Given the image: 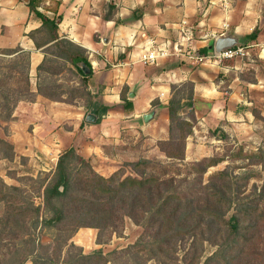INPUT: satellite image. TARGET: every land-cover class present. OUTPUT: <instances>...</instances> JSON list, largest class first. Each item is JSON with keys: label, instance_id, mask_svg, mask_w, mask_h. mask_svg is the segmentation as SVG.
<instances>
[{"label": "crops", "instance_id": "obj_1", "mask_svg": "<svg viewBox=\"0 0 264 264\" xmlns=\"http://www.w3.org/2000/svg\"><path fill=\"white\" fill-rule=\"evenodd\" d=\"M263 2L227 0L228 7H225L223 0H0V23L5 26L0 34V46H21L30 52L34 91H37V68L44 59V52L29 34L42 26L43 15L61 16L59 34L83 47L93 65L88 80L92 93L90 102L77 105L37 93L35 101H19L13 117L30 119L35 126L55 125L57 130L48 134L49 138L64 137L65 150L74 147L80 155L92 160L93 166L96 161L103 164V171L113 173L117 168L111 170V163L117 162L119 154H110L107 145H114L118 151L123 148L121 145H126L127 149L128 142L122 138L124 129L145 136L144 157H149L147 153L151 151L160 152L157 143L170 137L168 105L173 97L172 86L188 80L193 85L191 108L198 124L220 128L240 141H254L260 126L258 121L264 119V67L256 70L253 79L245 78V68L237 56L221 64L211 63L216 69L210 72L204 66L208 62L199 64L187 54L175 51L173 46L178 42L180 23L187 20L195 27L192 43L200 52L204 48L212 52L216 41L211 33L220 32L233 43L245 39L264 63ZM21 13L25 17L18 21L23 23H10L9 19L17 21ZM257 26L260 29L257 38L246 39ZM18 28H21L20 37L7 42L6 34ZM143 33L158 42L170 40L169 54L155 62L139 59L147 44ZM44 100L51 104L41 105L39 117L30 107L44 104ZM23 103L29 108L23 107L27 113L21 114L19 107ZM104 107L108 108L106 113L102 111ZM194 132H197L196 127ZM214 141L216 137L211 140ZM131 149L129 145L128 150ZM40 151L47 156V150L41 148ZM208 156L210 154L200 157ZM81 230L79 242L76 237ZM97 234L96 228L82 227L72 240L88 253L95 249Z\"/></svg>", "mask_w": 264, "mask_h": 264}, {"label": "trees", "instance_id": "obj_2", "mask_svg": "<svg viewBox=\"0 0 264 264\" xmlns=\"http://www.w3.org/2000/svg\"><path fill=\"white\" fill-rule=\"evenodd\" d=\"M107 17H110L109 13ZM59 19L61 16L50 18L43 15L42 26L29 34L38 49L42 48L44 52V59L37 68V91L33 90L31 83L30 52L21 46L0 48V56L18 57L10 64L0 67V119L5 121L12 119L19 101H35L37 93L52 100L66 101L62 94L52 91L50 87L48 90L44 86L43 71L47 70L48 61V51L45 48L48 46L71 50L68 54L61 52L59 55L70 61L87 82L85 86L88 89V102H90L92 93L89 90L88 80L92 75L93 65L83 47L61 37ZM42 31L49 33V38L44 43H40L34 34ZM259 31L257 26L251 34L246 36V39H256ZM207 50L204 48L201 52L208 54ZM82 64L88 67L89 72L83 69ZM176 86H172L173 90ZM187 105L193 106V96H190ZM168 107L170 138L162 141V144H169V148L163 145L160 147L170 158L185 159L186 139L192 133L193 126L188 120L180 117L179 110L182 104L174 97L170 100ZM107 109L104 107L103 113H106ZM94 111L99 113L98 110ZM176 119L178 120L175 123ZM176 130L186 131L182 143L177 141L179 136ZM10 153L12 150L7 147L5 141H0V155L7 156ZM224 159L206 157L196 161L195 165L199 166L200 175L195 181L198 187L192 185L191 188L182 190L176 176L147 175L143 172L140 176L121 177L118 171L111 176H104L96 171L92 160L80 155L74 147H70L59 155L54 173L41 183L44 209L52 212L50 216L45 215L42 219L39 216L40 205L21 195L23 192L21 188L9 186L0 178V202L7 201L11 207L15 208L17 201L15 197H19L20 192V196L30 202L31 209L35 213L30 219L31 230L27 232H22L24 226L21 222L18 223L20 219L18 215L25 214L22 210L8 215L16 217L17 223L12 224L9 218L3 221L5 227H9L7 233L14 243L15 240L23 239L22 242L30 244L25 252L17 251L21 254L20 258L12 255V260L17 261L16 264H25L28 259H31L34 264H107L110 259L102 249L85 253L72 238L82 227L97 228L101 233L102 230L114 226L129 215L137 223L145 222L149 230L153 231L155 240L151 245L152 253L159 250L161 254L167 255L171 245L175 243L174 239L191 237L192 245L204 239L214 241L218 246V249L208 256L203 264H209L214 260H218L219 264H234L235 259H246V264H251L254 260L257 264H264V252L250 253L245 250V247L253 244L255 240V234H250L251 231L258 229L259 232L264 224V212L259 208L263 194L254 190L247 196L249 198L244 197V191L239 186L235 187L236 180L243 176H236L227 169L217 172L206 184L201 179L209 167L217 165ZM151 164H153L151 160H140L132 163V167L138 170L142 165ZM219 179L223 181L219 182ZM231 209L234 211L227 217ZM244 219H248V224H244ZM40 224L60 230L72 225L67 237L63 238L59 234L55 237L56 241L50 245L54 249L55 258L38 254L39 248L44 247L35 236ZM76 248H80V251L75 252ZM230 249L234 250L233 254H228ZM63 250H66L67 255L61 260L60 254ZM154 253V256L157 255L156 252ZM200 262L201 257L197 252L187 260V264Z\"/></svg>", "mask_w": 264, "mask_h": 264}, {"label": "rangeland", "instance_id": "obj_3", "mask_svg": "<svg viewBox=\"0 0 264 264\" xmlns=\"http://www.w3.org/2000/svg\"><path fill=\"white\" fill-rule=\"evenodd\" d=\"M19 1L24 2L27 0ZM40 1L42 2L43 0ZM262 4H264V2ZM29 5H31L30 2ZM229 7L232 6L229 4ZM23 14L24 13L18 15L17 21L13 18L9 19L10 23H23V21H18V19L25 17ZM8 24L7 26H9ZM4 29V24L0 23V34L3 33ZM20 30L21 28H18L15 32L7 33L6 37L8 38H5V40L7 42L16 41L21 35ZM34 34L40 43L46 42L49 38V33L47 31L36 32ZM238 45L244 47V54H238L239 63L245 68L244 75H242L245 78L253 79V74L256 73L257 69L263 70L264 63L254 54V50L247 45L245 39L240 40L239 43L235 42L233 45H230V47ZM0 48L6 47L0 46ZM45 50L48 51V61L46 64L47 70L43 71L45 77L44 86H46L48 90H50V87L52 91L55 90L60 95L62 94L66 101H71L77 105L87 103L89 98L88 89L85 86L87 82L82 78V75L77 72L76 67L70 61L59 55L61 52L68 54L71 50L57 48L55 46H48ZM66 50L68 51L66 52ZM235 58L236 57L227 59ZM14 59H18V57L0 56V67L10 64ZM200 63L201 62H199V64ZM244 63L250 64L245 65ZM204 66L210 72L216 69L211 62H208V64L206 63ZM34 84L35 82H33V86ZM176 85L172 94L173 97L182 104L179 110L180 117L188 120L193 126L192 133L186 139L185 159L170 158L160 147V145H163L169 148V144L164 145L162 141L157 143L160 152L151 151L147 153L149 157H144L142 146L145 136L139 133H128L127 129H124L122 138H125L128 142L127 149H125L126 145H121L123 148L119 151L115 149L114 145H107V151L110 154L114 153L116 155V152L119 154V157L116 158L117 162L111 163L113 167L110 169L113 170L117 168L116 171H118L121 177L140 176V173L143 172H146L147 175L176 176L178 183L182 186V190H186L191 188L192 185L198 187V183H195V181L200 176L199 166H196L195 162L206 158L200 156L210 154V158H225L217 165L209 167L207 172L202 175V181L205 184L208 183L213 175L224 169L229 170L236 176L241 175L243 177L236 180L235 187L239 186L241 190L244 191V197L249 196L254 190L258 193H262L263 199L259 202V208L264 212V119L263 121H258V125L260 126L256 130V140L248 142L240 141L236 136H231L220 130V128H210L204 124H198L194 109L187 105L190 96L194 95L193 85L188 80L177 82ZM43 102L44 104L32 105L30 107L33 113L39 117L41 116V105L45 106L51 104L46 100ZM23 107L26 108L28 105L26 103L20 104L19 112L21 114L27 113V110ZM51 109L54 110L55 108ZM55 113H57L56 110ZM255 113L256 116L260 118L258 110H255ZM36 119L39 120L38 118ZM177 120L178 119L175 120V123ZM195 127L197 128V132H194ZM56 130L57 127L55 125L48 126L43 124L35 126L30 119H23L19 116L13 117L8 121L0 119V141H5L7 147L12 150V153L7 156L0 155V178L9 186H18L21 188L23 191L21 195H25L30 201L38 206L40 205L41 210L39 216L41 219L45 215L50 216L52 214V212L45 211L44 209L41 183L54 173L58 161L56 157L58 154L60 155V151H65L64 148L66 146V139L64 137L60 140H52L48 137V134ZM185 132L176 130V134L179 136L177 141L183 142L182 140ZM214 137L217 138V141L211 142ZM129 145L132 146L131 150H128ZM147 145H149V143H147ZM1 147L3 148V146ZM41 148L47 150V156L40 151ZM168 151L172 152L170 150ZM251 154L257 155L253 156ZM258 154H260V156H258ZM140 160H151L153 164L142 165L138 170H135L132 167V163ZM260 161L262 163H260ZM102 165L103 164H99L96 161L94 162L95 169L100 174L111 176L114 173L103 171L101 169ZM219 180V182L223 181L222 179ZM15 200H17L15 202V208L14 206L11 207L7 201L0 202V264H16L17 261L12 260V255L20 258L21 254H18L17 251L25 252L30 246V244L22 242L23 239L15 240L14 243V240L11 239L10 235L7 233L9 227L6 228L3 222L4 219L7 220L9 218L12 224L17 223L16 217H9L8 215L22 210L25 214L18 215L20 218L18 223L21 222L24 226L21 231L27 232L31 230L30 219L34 217L35 213L31 209L30 202L23 199L20 196V192L19 197H15ZM233 211L234 210L231 209L227 217L230 216ZM144 219H146V217ZM244 220V224H248V219ZM71 228L72 225H68L60 230L56 227H45L40 224L36 229L35 236L44 247L39 248L38 254L40 256L50 255L52 258H55L54 249L50 245L56 241L55 237L59 234H61L63 238L67 237ZM88 232L89 235H91V231ZM82 233L83 230L79 231L76 237L79 242H81L79 238ZM152 233L153 231L149 230L145 222L137 223L132 217L126 215L122 221H118L112 227H107L102 230L101 233L98 230L94 250L102 249L104 251L106 256L110 259L107 264H187V260L196 252L201 257V262L198 264H203L206 258L218 249L214 241L200 239L201 241H197L192 245L191 237H186L181 240L177 238L174 239L175 243L171 245L167 255L161 254V252L157 250L154 251L157 253V255H155L157 257H155V253L150 251L151 245L155 240L154 233ZM250 234H255V240L253 244H248L245 247L246 252H264V224L260 227L259 232L258 229L257 231L252 230ZM94 250L88 253H92ZM74 251H80V248H76ZM233 253V249L228 251V254ZM65 255H67L66 250H63L62 254H60L61 260L65 259ZM245 260L246 259H235L233 263L246 264ZM25 264H34V262L28 259ZM209 264H219V262L218 260H214ZM251 264H257V261H251Z\"/></svg>", "mask_w": 264, "mask_h": 264}, {"label": "built area", "instance_id": "obj_4", "mask_svg": "<svg viewBox=\"0 0 264 264\" xmlns=\"http://www.w3.org/2000/svg\"><path fill=\"white\" fill-rule=\"evenodd\" d=\"M221 1V0H220ZM224 6L228 7L227 0H223ZM212 4H217L216 1H212ZM178 42L173 46L175 51L187 54L189 57L195 59L196 62H211L221 64L224 59L237 57L238 54H244V47H225L221 51L216 50L214 47L213 51L208 54H203L196 49L192 43L194 37L195 27L189 24L187 20H183L180 23ZM220 32H212L211 35L215 41L222 35ZM207 35V34H206ZM146 37V33H143ZM146 46L143 52L140 54L139 59L145 62H155L158 58L166 56L170 52L171 41L165 40L158 42L154 37H146Z\"/></svg>", "mask_w": 264, "mask_h": 264}, {"label": "water", "instance_id": "obj_5", "mask_svg": "<svg viewBox=\"0 0 264 264\" xmlns=\"http://www.w3.org/2000/svg\"><path fill=\"white\" fill-rule=\"evenodd\" d=\"M233 44H234L233 40L229 36H220L216 40L214 47L216 48V50L221 51L223 48L230 47V45H233ZM82 67L86 72H89V69L85 64H82Z\"/></svg>", "mask_w": 264, "mask_h": 264}]
</instances>
